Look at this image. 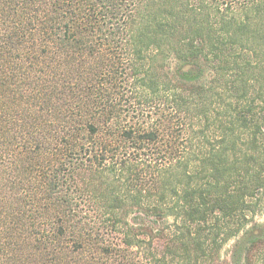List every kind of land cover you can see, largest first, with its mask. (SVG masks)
I'll list each match as a JSON object with an SVG mask.
<instances>
[{
  "label": "trees",
  "instance_id": "obj_1",
  "mask_svg": "<svg viewBox=\"0 0 264 264\" xmlns=\"http://www.w3.org/2000/svg\"><path fill=\"white\" fill-rule=\"evenodd\" d=\"M264 0H0V264H264Z\"/></svg>",
  "mask_w": 264,
  "mask_h": 264
},
{
  "label": "rangeland",
  "instance_id": "obj_2",
  "mask_svg": "<svg viewBox=\"0 0 264 264\" xmlns=\"http://www.w3.org/2000/svg\"><path fill=\"white\" fill-rule=\"evenodd\" d=\"M256 220L262 224H264V209L261 211V213L256 217Z\"/></svg>",
  "mask_w": 264,
  "mask_h": 264
}]
</instances>
